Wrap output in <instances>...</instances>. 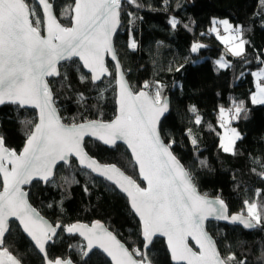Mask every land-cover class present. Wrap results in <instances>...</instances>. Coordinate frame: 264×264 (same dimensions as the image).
<instances>
[{"label": "trees", "instance_id": "1", "mask_svg": "<svg viewBox=\"0 0 264 264\" xmlns=\"http://www.w3.org/2000/svg\"><path fill=\"white\" fill-rule=\"evenodd\" d=\"M136 2L142 7L131 4L123 7L122 27L115 39L118 57L132 90H142L148 82L153 87H161V95L169 97L171 111L161 123V135L165 142L173 141L174 155L190 172L201 194L223 199L231 214L247 215L245 200L264 206V195L259 194L264 193V104L252 102L256 92L253 73L264 69V64L258 62V58L264 59V4L261 0ZM70 7V0L56 1L55 11L64 26H68ZM129 12L133 15L128 16ZM215 18L228 19L242 29V38L249 42L245 44V56H231L217 39L211 31ZM172 19L179 22L175 28L170 24ZM132 39L135 49L129 47ZM194 44L203 47L192 52ZM221 57L228 64L226 68L218 64ZM109 67L112 77L97 85L83 68L78 73L75 67H68V79L63 86L62 78L56 79V105L66 124L73 123V117H77L76 122H83L85 117L104 122L115 118L116 85L111 63ZM81 75L86 79L82 80ZM80 96L84 100L77 103ZM237 106L243 111L232 120L231 126L241 138L235 143L233 153H228L220 147L223 128L219 112L221 108L234 111ZM192 108L196 111H191ZM197 116L200 124L195 123ZM35 117L33 110L12 105L0 108V135L5 137L8 148L22 150L26 134L31 130L26 122ZM193 138L195 145L191 143ZM85 147L101 163L117 165L144 186L136 166V175L133 174L134 163L125 147L110 150L90 140ZM71 165L76 167L58 168L55 184L32 185L31 203L54 225L99 221L130 250L142 249L141 225L130 212L126 197L107 182L82 174L75 161ZM208 231L222 255H236L245 264H264V259H259L264 252V218L253 232L218 223H209ZM5 246L22 264H45L33 244L14 225ZM82 250L85 251V246L81 239L66 237L60 232L47 251L50 259L70 258L75 264H110L100 252L85 258ZM148 257L152 264H172L162 239L154 242Z\"/></svg>", "mask_w": 264, "mask_h": 264}, {"label": "snow or ice", "instance_id": "2", "mask_svg": "<svg viewBox=\"0 0 264 264\" xmlns=\"http://www.w3.org/2000/svg\"><path fill=\"white\" fill-rule=\"evenodd\" d=\"M70 3L66 18L68 26H64L54 14L56 0H0V106L39 109L38 116L26 122L31 130L26 134V142L19 154L6 147L5 137L0 135V264H21L5 246L10 225L22 229L45 257V245L58 237L59 229L84 237L87 251L82 250L83 256H88L94 249H102L114 264H151L143 249L154 245L153 237L156 236L167 237V246L176 264H245L236 255H222L217 250L215 241L205 229V221L209 217L230 219L245 228H253V221L260 224L264 218V206L245 200L247 216H229L223 200L212 201L206 195H199L190 172L171 151L173 141L165 142L162 138L160 117L168 111V100L161 95L162 88L145 82L142 90L134 92L120 72L112 37L121 24L123 7L142 5L136 0H70ZM261 3L264 4V0ZM60 19H65L62 13ZM178 23L175 19L170 20L173 28ZM212 24L211 31L217 33L233 56L246 55L245 44L249 42L242 38L239 26L233 28L226 19H214ZM218 25H223L224 32L229 35H220ZM236 40L239 42L234 47H228ZM129 47L135 49L134 39ZM200 47L203 45L194 44L191 51L196 52ZM105 54H111L112 60L116 61L114 69L119 76L115 118L104 122L85 117L83 122H76L77 117H73V123H62L54 98L55 78L61 77L63 86L68 79V67H75L78 73L81 68L87 69L93 82L112 75L104 64ZM258 62L264 64V59L258 58ZM220 66L226 65L221 63ZM253 75L258 80L252 102L264 104V69ZM81 79L86 77L81 75ZM100 97L103 98V90ZM81 100H84L83 96L77 103ZM191 111L196 110L192 108ZM241 111L243 109L237 106L228 113L238 118ZM20 122L25 124L23 120ZM195 123H201L199 116ZM219 123L225 129L220 147L224 152H233L240 135L230 126L224 108L220 109ZM85 137L95 138L114 149L118 141L126 144V151L130 150L135 162L133 174L136 175L135 165H138V178L146 182V187L115 164L97 163L84 150ZM191 143L195 145L196 139L193 138ZM71 157L78 159V170L82 174L91 178L94 173L126 194L130 212L139 218L145 241L142 249L130 251L99 221L91 227L80 223L53 226L28 203L29 193L24 186H31L34 181L55 184L54 170L58 165L76 167L69 164ZM84 191H88L87 186ZM48 206L52 207L51 204ZM190 240L194 241L191 246ZM259 259H264V252ZM47 264L73 262L56 258L49 259Z\"/></svg>", "mask_w": 264, "mask_h": 264}, {"label": "water", "instance_id": "3", "mask_svg": "<svg viewBox=\"0 0 264 264\" xmlns=\"http://www.w3.org/2000/svg\"><path fill=\"white\" fill-rule=\"evenodd\" d=\"M57 1V0H56ZM54 14H56V11H55V5H54ZM57 15V14H56ZM58 18V17H57ZM59 20V19H58ZM121 27H122V21H121V24H120V26L117 28V32L116 33H114L113 34V37H112V44H113V47H114V49H115V52H116V55H117V58H118V60H119V63H120V72H122L123 73V79H124V81L130 86V83H129V81H128V79H127V76H126V74H125V72H124V70H123V67H122V64H121V62H120V59H119V57H118V54H117V51H116V47H115V39H116V37H117V35H118V33L120 32V30H121ZM103 59H104V64H105V66L108 68V70H109V72L110 73H112V70L110 69V67H109V63H111L112 64V66H113V71H114V78H115V85H116V92L118 91V86H117V80L119 79V76L116 74V70L114 69V65L116 64V61H113L112 60V58H111V54H105L104 55V57H103ZM82 63V62H81ZM84 70V72L88 75V76H90V79H91V73L87 70V69H83ZM112 77V75H105V76H102L101 77V80H99V81H95V82H93L92 80V83L93 84H95V85H97V84H100V83H102V82H104L105 80H108V79H110ZM59 77H57V78H55V79H58ZM49 79H52V78H49ZM131 87V86H130ZM146 90V89H145ZM54 98H55V96H54ZM167 98V100H168V111L167 112H165L164 113V115L163 116H161L160 117V126H161V123L163 122V120L166 118V117H168L169 116V114H170V111H171V105H170V99H169V97H166ZM12 106H15V105H12ZM57 106V105H56ZM2 107H4V106H0V108H2ZM24 110H33V111H35L36 112V115L38 116V113H39V109H35V108H31V107H29V108H26V109H24ZM116 114H117V106H116ZM59 115L61 116V114H60V111H59ZM62 117V116H61ZM62 123H65L64 121H63V119H62ZM66 124V123H65ZM163 138V137H162ZM88 140H90V141H95V142H98L99 144H101L103 147H105V148H107V149H114L112 146H108V145H104L103 144V142L102 141H98V140H96L95 138H89V137H85V144H86V142L88 141ZM6 146V145H5ZM117 146H123V147H125L126 149H127V145L126 144H124L122 141H118L117 142ZM7 147V146H6ZM10 149V148H9ZM84 150H85V152L89 155V156H91L88 152H87V150H86V147H84ZM22 151V150H21ZM128 151V153H129V155H130V157H131V152H130V150H127ZM171 151H172V149H171ZM17 152V151H16ZM173 152V151H172ZM18 154H19V152H17ZM174 154V153H173ZM92 157V156H91ZM93 159H95L96 161H97V163H99V164H103V163H101L100 161H98L96 158H94V157H92ZM131 159H132V161H133V163H135L134 162V158H132L131 157ZM73 161H75L76 163H77V165H79V161H78V159L77 158H75V157H71L70 158V160H69V164L71 165L72 164V162ZM182 164V163H181ZM106 165H112V164H106ZM183 165V164H182ZM117 166V165H116ZM136 166V169H137V172H139V169H138V165H135ZM184 166V165H183ZM59 167H61L60 165H58L57 166V169H55L54 170V172H55V177H56V173H57V171H58V168ZM65 167H67V166H65ZM118 167V166H117ZM185 167V166H184ZM67 168H70V167H67ZM119 168V167H118ZM121 169V168H120ZM186 169V168H185ZM187 170V169H186ZM121 171H123L122 169H121ZM188 171V170H187ZM126 174V173H125ZM95 178H98V179H101V180H103V181H105V182H107L108 184H110L111 186H113L114 188H116V190H118L124 197H126V194L125 193H122L120 190H119V188L118 187H116L115 185H113V184H111V182H108V181H106L104 178H102V177H98L96 174H92ZM126 175H128V174H126ZM129 176V175H128ZM55 177H54V179H55ZM134 179V178H133ZM139 180H140V182L144 185V186H142V187H146V182H143L142 181V178H139ZM193 182V181H192ZM36 182L34 181L33 182V185L35 184ZM40 183H42L43 184V186L44 187H46L48 184H46V183H44L43 181H41ZM137 183H139V182H137ZM194 184V183H193ZM32 186V185H31ZM31 186H24V189H25V191H27L28 193H29V189L31 188ZM196 187V186H195ZM196 190H197V193L199 194V195H201V196H205V195H203V194H201L200 193V191L198 190V188L196 187ZM207 197V199H209V200H212V201H216L217 199H221V198H214V197H208V196H206ZM27 199H28V203L33 207V208H35L36 209V211L40 214V216L45 220V221H47L48 223H50V224H52L53 226H55L48 218H46L45 216H43L42 215V213L31 203V201H30V198H29V195H28V197H27ZM126 199H127V197H126ZM128 200V199H127ZM221 200H223V199H221ZM224 201V200H223ZM128 203H129V201H128ZM224 204L226 205V207H227V214L229 215V216H231V215H235V214H231L230 213V211H229V208H228V206H227V204L224 202ZM129 207H130V203H129ZM216 207H219V205H216ZM237 214V213H236ZM244 215V214H243ZM245 216H247V215H245ZM137 219H138V221H139V218L138 217H136ZM18 223V222H17ZM77 223H80V224H86V225H88L89 227H91V225L93 224V223H95V222H93V223H91V224H89V223H82V222H77ZM108 231H110V232H112L111 230H109L108 228H107V226L104 224V223H102V222H100ZM209 223H218V224H223V225H227V226H234V227H240V228H242V229H244L245 231H248V232H253V231H255L256 229H257V224H256V222L255 221H253V224H254V227L253 228H245L241 223H239V222H236V223H233L230 219H228V220H224V219H219V220H217V219H215L214 217H209V219L208 220H206L205 221V229H206V231L208 232V234H209V236H211L212 237V239L215 241V243H216V240H215V238L211 235V233L208 231V224ZM62 224V223H61ZM74 224V223H73ZM64 225V224H63ZM69 225H71V224H69ZM65 226H67V225H65ZM10 228H11V225H10ZM21 230V232H22V229H20ZM58 231V234L60 233V232H63L64 233V235L66 236V237H78L79 239H81L83 242H84V246L87 244V241L84 239V237H82V236H80L78 233H68L67 231H61V230H57ZM8 234L9 233H6V236H8ZM25 237H26V234H24V233H22ZM112 234L113 235H115L116 237H117V235L114 233V232H112ZM141 237H142V241L143 242H145L144 240H143V236H142V233H141ZM32 244H33V246L35 247V242L34 241H31V239L29 238V237H26ZM57 237H54L53 238V240L52 241H49L48 242V244H46L45 245V248H46V252H47V257H45V254L44 253H41L40 251H39V249L38 248H36L35 247V249L37 250V252L40 254V256L43 258V260H44V262H45V264H47V262H48V260L50 259L49 258V256H48V246L49 245H52V244H54V240L56 239ZM117 239L122 243V244H124V246L126 247V248H128V246L124 243V242H122L118 237H117ZM157 239H162V240H164L165 241V244H166V247H167V250H168V253H169V256H170V259H171V262H172V264H176V261H174L173 259H172V257H171V250L168 248V242H167V237L166 236H156V237H153V240H154V242L157 240ZM192 244H194V241H191L190 240V246L192 245ZM153 246V245H152ZM152 246H150L149 247V249H143L146 253H147V255H148V251L152 248ZM216 246H217V250L219 251V248H218V245H217V243H216ZM129 249V248H128ZM130 250V249H129ZM85 251H87V248L85 247ZM100 252L103 256H105L106 257V259L110 262V264H114V262L111 260V257H108L107 256V254L106 253H104L103 252V250L102 249H94L92 252H89V254H88V256H85V258H88L92 253H94V252ZM131 251V250H130ZM14 256V255H13ZM17 258V257H16ZM149 258V257H148ZM18 259V258H17ZM60 259H62V260H71L70 258H67V259H63V258H60ZM19 260V259H18ZM72 261V260H71ZM73 262V261H72ZM22 264V263H21ZM73 264H75L74 262H73ZM152 264V263H151Z\"/></svg>", "mask_w": 264, "mask_h": 264}, {"label": "rangeland", "instance_id": "4", "mask_svg": "<svg viewBox=\"0 0 264 264\" xmlns=\"http://www.w3.org/2000/svg\"><path fill=\"white\" fill-rule=\"evenodd\" d=\"M215 20H218V21H221V20H225V19H221V18H215ZM226 20H228V19H226ZM229 21V20H228ZM229 23L233 26V28H236L235 27V25L234 24H232L230 21H229ZM213 27V26H212ZM217 28H218V32H219V34L220 35H223V36H227V35H229L228 33H225L224 32V26L223 25H218L217 26ZM221 30H223V32H224V34L223 33H221ZM215 35H216V37H217V39L220 41V39L218 38V36H217V33L216 32H213ZM221 42V41H220ZM239 41L238 40H236V41H233L232 43H230L229 45H228V47H234L235 46V44L236 43H238ZM224 44V43H223ZM225 45V44H224ZM219 64H221V63H223V64H225L226 65V60H224L223 59V57H221L220 59H219ZM225 67V66H224ZM225 110H226V114H227V118L229 119V121H230V126H231V124H232V120L234 119L233 118V116H232V114L231 113H228V109H226V108H224ZM219 115H220V112H219ZM232 127V126H231ZM232 128H234V127H232ZM236 129V128H235ZM236 131L238 132V130L236 129ZM224 133H225V129L223 128V134H222V136L224 135ZM239 133V132H238ZM239 135H240V133H239ZM240 138H241V135H240ZM239 140V139H238ZM238 140H236V142L238 141ZM235 142V143H236Z\"/></svg>", "mask_w": 264, "mask_h": 264}, {"label": "crops", "instance_id": "5", "mask_svg": "<svg viewBox=\"0 0 264 264\" xmlns=\"http://www.w3.org/2000/svg\"><path fill=\"white\" fill-rule=\"evenodd\" d=\"M223 31V30H222ZM223 34H224V32H222ZM227 50H228V48H227ZM229 52V51H228ZM229 54L231 55V56H233L230 52H229ZM219 61V60H218ZM218 64H219V62H218ZM220 65V64H219ZM227 63H226V66L225 67H222V68H226L227 67ZM254 79H255V85L257 84V80H258V77L257 76H255L254 75ZM256 92H257V88H256ZM255 92V93H256ZM255 104H260V103H255ZM228 153H233V152H228Z\"/></svg>", "mask_w": 264, "mask_h": 264}]
</instances>
